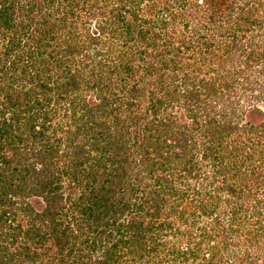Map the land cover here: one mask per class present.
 Here are the masks:
<instances>
[{"label":"trees","instance_id":"1","mask_svg":"<svg viewBox=\"0 0 264 264\" xmlns=\"http://www.w3.org/2000/svg\"><path fill=\"white\" fill-rule=\"evenodd\" d=\"M191 1L0 0V264H264V0Z\"/></svg>","mask_w":264,"mask_h":264},{"label":"rangeland","instance_id":"2","mask_svg":"<svg viewBox=\"0 0 264 264\" xmlns=\"http://www.w3.org/2000/svg\"><path fill=\"white\" fill-rule=\"evenodd\" d=\"M160 1V0H159ZM163 3H165V0H161ZM200 6V7H199ZM206 9L202 6V5H198V3H196L195 2V0L194 1H191V3L188 5V7L185 9V10H183V12L182 13H186V15L187 16H184L185 18H179V13L180 12H178V10L176 11V10H172L171 11V13H173V14H175V15H177L176 17H178L177 18V20H176V22L174 23V21H172V19L171 18H169L170 19V23H173V25L174 26H176V34L177 35H179L178 33H181V31H182V29H181V27L178 25L179 23H182V22H184L185 21V19H190V18H193V17H198L199 15L203 18V19H205V17H206V11H205ZM187 11V12H186ZM177 13V14H176ZM167 14H169V12H167ZM167 18V19H168ZM73 20H75V18H73L72 17V19L70 20V21H73ZM94 23V22H93ZM178 23V24H177ZM202 23V20L201 21H199V18H197V21H195V24L194 25H200ZM219 25H217V27L214 29V28H208V31H205V32H208L209 33V35H210V37H209V39H213V35H215V34H217V35H219V37L217 38V42H220V41H222L221 40V36H220V34H219V27H223L224 25H225V23H224V21L222 20V19H220V23H218ZM172 32H173V30H172ZM212 33H214V34H212ZM258 33V32H257ZM260 39H262L261 37H259L258 38V40H260ZM82 56H80L78 59H80ZM182 62L183 60L182 59H180V58H178L177 59V62ZM88 70H89V68L86 70L87 72H88ZM256 71H257V67H255L254 68V70H253V72H255L256 73ZM238 74H241L240 72H237ZM211 75L213 76V73H211ZM107 85H109V83L107 84ZM112 85V84H111ZM239 87H242V84L240 83L239 85H236V89H238ZM89 94H91V93H87V96H89ZM243 105H246L245 103H243ZM253 116H256L255 117V120L256 121H258V116L257 115H254V114H251V115H249L248 116V120H251V118L253 117ZM230 144H232L231 146H233V147H240V145H241V140L240 139H236L235 138V136H233L229 141H228ZM203 172V171H202ZM179 173L177 172V175H175L176 177H179ZM182 175V174H181ZM183 177V176H182ZM181 181H185L184 179H181ZM236 182H238V181H236ZM239 185V184H238ZM68 187V185H66L65 184V189H64V192H65V194H66V198L67 197H69L71 200L73 199V198H71L72 197V195H74V189H70V188H67ZM79 192H80V190H79ZM71 193H73V194H71ZM137 193L139 194V196L140 197H143V195L144 194H142V191H137ZM141 194V195H140ZM224 195L225 196H227V192L226 193H224ZM228 196H229V194H228ZM227 196V197H228ZM67 199L68 200V205H70L71 203H70V199ZM256 200V198H253V199H251L250 200V203L252 204L254 201ZM142 202L144 203V200L142 199ZM222 205V204H221ZM185 208H187V209H191V207L188 205V204H183V206H181V208L180 209H185ZM67 209H69V206H67ZM220 212H222L223 213V211H225V208H224V206L222 205L221 207H220ZM188 211H191V210H188ZM218 214H221V213H218ZM229 218H231L230 216H225V218H224V220L226 221L225 222V226H227V228L226 229H230V227H231V225H230V223H229V221H228V219ZM250 230H251V232H241V231H239L238 232V234L242 237L241 239H243V240H245V241H248V238H247V236L245 235V233H253V232H255V230L253 231L251 228H249ZM248 229V230H249ZM207 233H208V235L209 236H211L212 237V234H211V231H210V229L209 230H207ZM225 232L223 231V229L219 232V233H215L214 235H215V237H213L212 238V243H220L221 245H220V247H222V249H224L225 251L226 250H230V249H232L233 251H240L239 250V248H240V245H236L235 244V242L233 243V245H231L228 249H225V247H226V242H224L225 240H224V234ZM257 233V232H256ZM254 234V233H253ZM262 236V237H261ZM264 233H262L261 235H259V237H258V240H260L261 242H263L264 243ZM168 240H170L171 241V244H170V246L169 247H172V248H175L176 247V245H178V240H177V238H175L173 235H169V238H168ZM225 244H224V243ZM206 246L205 247H207V243L205 244ZM225 254V256H229V255H231L232 256V254H230V252L228 251L227 253H223L221 256H223ZM251 255V257H253L254 258V256L253 255H255V253H252V254H250ZM251 257H249V258H251ZM208 258H210V257H208ZM208 258H207V260H208ZM206 260V261H207Z\"/></svg>","mask_w":264,"mask_h":264}]
</instances>
